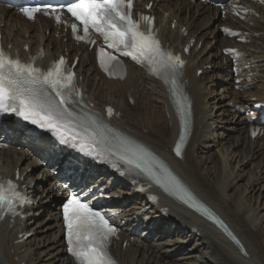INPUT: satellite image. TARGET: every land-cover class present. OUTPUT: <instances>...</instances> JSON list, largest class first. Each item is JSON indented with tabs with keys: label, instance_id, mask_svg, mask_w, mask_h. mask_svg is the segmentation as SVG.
<instances>
[{
	"label": "bare ground",
	"instance_id": "6f19581e",
	"mask_svg": "<svg viewBox=\"0 0 264 264\" xmlns=\"http://www.w3.org/2000/svg\"><path fill=\"white\" fill-rule=\"evenodd\" d=\"M152 1L151 13L156 16L164 43L182 52L180 45L195 41L186 56L187 64L182 77L184 91L191 103V127L184 137L180 155L173 152V146L179 139L180 125L172 98L167 86L145 69L128 61L125 79L107 78L95 66L94 51L82 44H74L62 27H56L41 16L28 21L16 11L0 6L3 45L11 46L24 57L35 55L42 48L45 54L43 63L55 59L64 51L69 53L70 59L79 54L76 72L83 76L86 100L93 107L89 109L77 105V108L94 112L105 119L104 107H114L115 115L106 121L116 133L127 138L132 145L144 149L196 198L214 208L241 239L243 253L238 252L218 228L162 192L160 187L152 186L159 194V200L154 201L136 193V185L116 176L107 167L80 161L66 147H56L46 134L25 136L16 129L12 120H3L0 122V136L4 137L6 144L0 148V176H13L17 172L24 193L36 201V205L26 207L23 218L0 219V264H38V257L43 252L38 248L44 244L48 251L45 256L49 257L44 264H75L65 252L56 211L58 178L41 168L44 160L52 162L58 173L71 172L90 189L94 190L100 183L102 191L107 189L106 192L100 191L102 194L99 196H109L111 204L107 207L116 210L117 217L125 220L120 239L111 247L120 264H264V237L259 227L264 207H245L243 190L239 198L227 194L228 191L226 193L233 181L230 178L232 170H227V159L234 154L236 163L243 165L258 160L256 164H251L254 170L249 177L250 186L252 191L254 187L260 192L264 190V134L252 138L248 129L253 126L264 131V121L259 116L237 118L241 110H251L252 97L255 96L257 102H264V5L250 3L254 13L241 21L229 13L222 17L220 9L193 0ZM242 3L247 5L248 1ZM224 25L242 30L248 43L224 36L220 30ZM182 27L187 32L185 35ZM228 47L235 48L239 55L234 65L236 75H233L231 67L235 53H223ZM198 70H201L200 75ZM215 76H223L225 81L223 94L226 104L231 102L227 110H234L228 113L229 118L219 117L222 111L211 113L212 108L207 106L208 84L211 85ZM233 77L241 82H234ZM235 84L246 89L251 86L245 91L247 96L233 90ZM128 99L133 100L132 106L127 103ZM136 107V110H131ZM214 121L220 123L216 125L219 132L210 130ZM228 135L236 139L235 146L246 145L245 149L237 147L242 150L241 153L233 149L230 158L228 151H223L227 158L226 174H223V167L216 168L213 163L203 166L197 158V150L203 145L209 147L206 144L216 137L225 139ZM212 155H208L205 162L211 163ZM40 158L43 161L38 163ZM138 174L135 172L133 176ZM222 174L225 175L224 180ZM217 184L221 185L218 190L215 187ZM131 201L133 205H130ZM44 215L46 217L36 222ZM28 232L30 237L23 240V235ZM36 237H41V244L34 246ZM147 239L151 242L148 243ZM191 242L193 244L187 248Z\"/></svg>",
	"mask_w": 264,
	"mask_h": 264
},
{
	"label": "snow or ice",
	"instance_id": "6c2138e0",
	"mask_svg": "<svg viewBox=\"0 0 264 264\" xmlns=\"http://www.w3.org/2000/svg\"><path fill=\"white\" fill-rule=\"evenodd\" d=\"M132 6L133 0H69L67 5L48 4L24 8L22 11L31 19L36 12L44 11L49 14V9L55 13L58 7H67V11L84 26L85 36H76L77 39H85L91 26L104 37L109 48L119 51L122 47L126 50L124 55L146 64L150 72L158 76L163 75L165 83H169L167 74L171 73L174 77L184 61L179 56L161 49L151 28V17H141L145 22L144 30H141L140 22L131 17ZM56 19H60L59 15ZM71 27L75 34L77 25L74 23ZM98 58L101 67L106 71H109L106 60L109 63H118L114 56L105 53L103 49L98 50ZM64 65L65 60L61 57L45 71L34 67L31 60L22 63L18 58H10L0 49V111L14 113L24 121L51 130L62 143H71L72 147H77L86 155L102 157L105 154L101 147L102 136L98 137L82 124L79 125L82 131H75L78 125L67 105L72 102L73 96H79V93L75 88L73 73ZM170 83L175 88L177 82L174 78ZM111 111L109 108V115ZM91 123L96 124V121L92 120ZM183 123L182 121L181 141L184 139ZM175 151L177 155L181 154L179 142ZM117 155L124 164L147 175L165 190L174 191L186 202L192 199L176 178L163 165L153 163L142 148L126 145ZM27 202L26 196L17 190L11 179L5 183L3 177H0V218H3L4 214H20L17 212V205ZM193 206L197 205L193 202ZM204 211L207 213L206 209ZM63 219L68 251L76 258L78 264H114L106 249L109 238L116 229L100 212L94 211L79 199L78 194H72L63 205ZM221 226L223 227L222 224Z\"/></svg>",
	"mask_w": 264,
	"mask_h": 264
},
{
	"label": "rangeland",
	"instance_id": "374dc122",
	"mask_svg": "<svg viewBox=\"0 0 264 264\" xmlns=\"http://www.w3.org/2000/svg\"><path fill=\"white\" fill-rule=\"evenodd\" d=\"M87 66H89V64H87ZM220 75H222L221 73H220ZM216 77V76H215ZM214 77V79L212 80V83H210L211 85H209L208 84V86H210L209 87V89H208V92H210V93H208L207 92V97H206V99H207V101H208V104H207V106H208V108H209V106H210V108L209 109H211V113H213V112H218V111H222V115L220 114L219 115V117H223L224 119L225 118H229V114L232 112H234V110L232 109L231 111L230 110H227V108H229L230 109V107H231V102L228 104H226V97H224V87H225V81H223L222 80V77L220 78V76H218V77H216L215 78ZM234 82H235V79L233 80ZM220 88V89H219ZM233 90H236V91H238L239 93H241L242 94V96H247V95H245V92H244V90L243 89H241V88H239V87H237V86H234L233 87ZM212 93V94H211ZM218 93V94H217ZM214 94V95H213ZM213 95V96H212ZM215 96V97H214ZM219 96V97H218ZM217 97V98H216ZM218 98H220V99H218ZM211 101V102H210ZM253 101H255V100H253ZM216 103V105H217V107H216V105H215V103ZM127 103L128 104H130L131 106H132V101L131 100H127ZM214 103V104H213ZM220 104V105H219ZM225 105V106H224ZM230 106V107H229ZM223 107V108H222ZM137 109V107L136 108H132L131 110L132 111H134V110H136ZM225 112V113H224ZM229 113V114H228ZM227 115V116H226ZM241 115H243V113L240 111L239 112V114H238V116H237V118L238 119H240L242 116ZM218 124H220V123H218V122H215L214 121V123H212L211 124V126H210V130H216L217 132H219L220 130L219 129H217V127H216V125H218ZM170 125V124H169ZM223 125V124H222ZM217 138V137H216ZM213 139V140H210L206 145L208 146V145H210L209 147H204V145L203 146H201L198 150H197V153H196V155H197V158H198V160L201 162V164L203 165V166H210V165H212V163H213V166L214 167H216V168H222L223 167V174H226V171L227 170H232V174L230 175V178L231 179H233V181H231V184H230V187H228L229 188V190H228V188H227V190H226V193H227V191H228V193L227 194H229V195H233V196H235L236 198L238 197H240L241 196V193H242V190L244 191V193H245V196L243 195V198H242V202H243V204L245 205V207H249V208H251V207H264V190H262V192H260V190H258L257 189V187H254L253 188V191H252V187L250 186V184H251V180H250V175H251V171L253 172V170H254V166L252 167L251 166V164H252V162H253V164H256L257 163V159H255V160H252L248 165H243V164H241V163H236L237 161V158H235V156H236V154H234L233 155V157L231 158V159H227L226 158V154L225 153H223V151H228V158H230L231 156V153L230 152H232L233 151V149H235V150H237V151H239L240 153L242 152V150H239V149H237V147H240V148H242V147H244V149H245V145H241V146H235V141H236V139L235 138H233V139H231V135H228V136H226V138L225 139H219V138H217V139ZM215 140V141H214ZM233 140V141H232ZM221 143H220V142ZM225 141H227V142H225ZM217 142V143H216ZM225 142V143H224ZM233 142H234V144H233ZM220 143V144H219ZM223 143V144H222ZM227 143V144H226ZM222 144V145H221ZM216 145V146H215ZM225 145V146H224ZM229 145V147H228V149H226L225 147H227ZM232 145V146H231ZM231 146V147H230ZM224 147V148H223ZM203 149V150H202ZM205 154V156H204V154ZM207 154V155H206ZM213 154V155H212ZM208 155H212V162L210 163L209 161H206L205 162V160H206V157L208 156ZM204 159H203V158ZM226 159H227V161H228V169L226 170V166H225V161H226ZM236 159V160H235ZM202 160H203V162H202ZM231 163V164H230ZM238 164V165H237ZM233 165V166H232ZM236 166V167H235ZM251 167H252V169H251ZM234 168V169H233ZM241 168V169H240ZM243 168V169H242ZM246 169V170H245ZM251 169V170H250ZM247 170H249V171H247ZM255 170H256V168H255ZM222 174V180H224V176L225 175H223ZM234 176V177H233ZM235 176H236V178H235ZM244 176V177H243ZM247 176V177H246ZM239 177V178H238ZM258 177H259V175H258ZM235 178V179H234ZM244 178V179H243ZM240 179V180H239ZM241 179H243V180H241ZM236 180V181H235ZM248 181V182H247ZM235 184H234V183ZM248 184H247V183ZM246 183V184H245ZM240 185V186H239ZM249 185V186H248ZM221 185L220 184H217L215 187H216V189L218 190L219 189V187H220ZM247 188V189H246ZM250 189V190H249ZM255 189V190H254ZM247 191V192H246ZM253 197V198H252ZM133 205V201H131L130 202V205ZM261 204V205H260ZM262 204H263V206H262ZM254 205V206H253ZM256 205V206H255ZM57 210V209H56ZM259 210H261V208H259ZM262 212V214L264 215V210H261ZM43 217H46V215H44V216H41V217H39V218H37V220H36V222L39 220V221H41L42 220V218ZM38 221V222H39ZM257 223H258V221H257ZM259 227H260V230L262 231V235H263V237H264V217L262 218V219H260V222H259ZM142 232V230L140 231V233ZM37 238V237H36ZM40 238V239H39ZM39 238H37V239H35V241H36V243L34 244V246L35 245H39V244H41V237H39ZM155 238V237H154ZM148 243H150V240L148 241ZM46 244H47V242H46ZM191 244H193V242H191L190 244H188L186 247L187 248H189L190 247V245ZM50 245V244H49ZM44 246V247H43ZM46 248L47 247H45V244L44 245H41L40 246V248H38V250H40V251H43L42 252V254H40L39 255V257H38V261H39V263L38 264H44V262L46 263L48 260V258L49 257H46L45 255H46V253L48 252L47 250H46ZM45 249V250H44ZM123 249H125V248H123ZM46 251V252H45ZM44 257H45V260H43L44 259ZM145 258H146V255H145ZM42 259V260H41ZM43 262V263H42Z\"/></svg>",
	"mask_w": 264,
	"mask_h": 264
}]
</instances>
